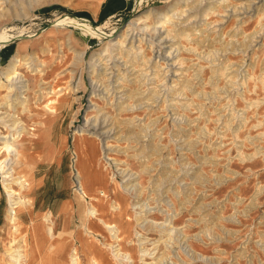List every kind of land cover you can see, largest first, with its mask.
I'll use <instances>...</instances> for the list:
<instances>
[{
	"label": "rangeland",
	"instance_id": "rangeland-1",
	"mask_svg": "<svg viewBox=\"0 0 264 264\" xmlns=\"http://www.w3.org/2000/svg\"><path fill=\"white\" fill-rule=\"evenodd\" d=\"M63 16L85 19L96 34L57 25ZM0 28L9 32L0 41V69L12 67L19 45L21 58L38 56L36 69L16 63L26 74L29 109L0 108L28 127L16 169L34 181L16 189L33 204L18 210L21 235L32 216L51 213L83 264L90 253L115 264L108 229L95 219L103 234L85 232L86 209L97 203L108 218L115 189L129 188L128 219L143 238L132 231L124 241L134 264H264V0H0ZM110 42L113 49L101 51ZM92 77L100 80L94 97ZM58 95L51 113L45 103ZM97 117L110 129L104 140L112 159L86 134L95 140L99 173L86 189L104 201H84L75 190L76 131ZM8 208L0 173L3 251L15 236ZM142 246L151 254L141 256Z\"/></svg>",
	"mask_w": 264,
	"mask_h": 264
},
{
	"label": "bare ground",
	"instance_id": "bare-ground-1",
	"mask_svg": "<svg viewBox=\"0 0 264 264\" xmlns=\"http://www.w3.org/2000/svg\"><path fill=\"white\" fill-rule=\"evenodd\" d=\"M45 1L47 0H43V2ZM29 2L30 1H28V3ZM139 19H141V17ZM56 20L58 21L57 25H64L67 23V24H72L79 29H82V34L87 36L88 38L96 34L94 30L88 28L85 19H78V18L75 19L70 16H63V17H59ZM163 20L160 23H164L165 21ZM137 27L138 26H135V21H132L131 23H129L127 28L129 30L134 31ZM185 31L186 29L179 33L183 35L186 33ZM125 33L122 34V36L124 35L123 39L122 40L119 39L120 44H123L128 38L127 33L126 34ZM133 34L134 33L131 34L130 38H133L134 40L136 36H133ZM167 34L171 36V31L168 30ZM188 34L190 33L188 32ZM8 36H9V32L5 29L3 30L2 28V32L0 33V41L3 42V40H5ZM114 45H116V43L114 42L107 43L105 44V47H103L101 51L111 50L113 49ZM131 48L134 49L133 46H131ZM138 49H136V51ZM22 50L23 47L19 45L17 47L16 54L14 57L16 60H13L15 61V63H13L12 67H10L12 61H10L9 64L3 66L2 69H0V89L6 90V92L2 95L3 97H1L3 99V102L0 103V108L5 107L4 105H7L8 107L17 109L16 105L21 104L24 109H29L27 107L28 97L24 95V92L26 90L25 89L22 90L23 87H26L28 85V83L26 82L27 80L26 74H24L18 69L20 65L18 64L16 65V63H20L25 60L24 63L26 65L30 64V66L33 67L34 61H36L34 60V58H37L38 56L35 55V53H32L31 57L29 56L28 58H26L28 54H24V56H22L23 58H21L20 55H22L21 52ZM97 54H100L99 57H101L100 51L97 52ZM33 69H36V66H34ZM92 79L96 81L95 84L96 86L94 87L92 94V96L94 97L100 94L97 88L98 86L97 83L100 80L94 79L93 77ZM49 92H54V90L51 88ZM58 99H59V95L55 98L50 99L47 103H45V107L49 112L57 113V110L54 107H52L50 103H54L58 101ZM5 113L6 111L3 110L0 111V122L8 127V133L5 134L3 130L0 128V173L3 175L4 187L9 194V208H8L6 220L7 223L10 224V226L13 228V233L15 236H13L11 240H9L8 244L4 248V251L0 250V264H83L81 255L79 254V250L77 247H72L69 250L66 249L67 248V245L65 243L66 240L65 237H62L63 232H60V234L56 232L55 222L52 218L51 213H46L42 215L41 219L38 217L37 214L32 216L31 221L29 223L30 224L29 233L21 235L22 234L21 225L23 224V222H21L19 219L18 210L21 207L30 208L33 204L30 198H26L22 196L21 192L16 189V186H18L20 190L29 189L34 181V179L29 174H28L29 176L27 174H18L16 169L17 165H19L22 159H24L25 157L23 151L18 148L19 145L18 141L19 139L21 140L20 137L23 133H28V127L21 125L22 124V121L20 120L21 118L16 119L17 118L16 114H12L8 112L7 115H5ZM8 116L10 117L7 119ZM7 121H9L10 123ZM36 123H38V127H42L44 131L47 130V126L43 120H38ZM86 123H88L86 126L85 125L80 126L79 129L76 131L77 133H80L81 137L76 136V139L78 140V145L76 143L78 149H76L77 151L75 155L77 160L78 187L75 190L77 191V193L80 194L81 200L104 201V199H100V197L98 196L89 194L86 189L87 185H89L91 181L95 182L99 179V173L95 170V165H94L98 159L97 158L98 151L96 148V143L95 140L89 139L86 136V134L98 137L101 143L100 144L101 151L102 153H104L103 157H105L106 159H112L110 156H108L109 155L108 146L110 144H108V141L104 140L105 133L110 129H104L106 126L101 125L100 118L98 117L94 121H91V118H87ZM88 126L91 127L88 128ZM39 136L40 135L38 134V137ZM122 175H125V173L123 172ZM128 175L131 176L132 174L130 173ZM127 178L128 177H126L125 179ZM125 181L127 182V180ZM126 184L127 183L124 184L125 186L124 185L121 186L125 187L126 189ZM74 186L76 187V185ZM132 188L133 187H131V189ZM128 190L115 189L114 191L115 197L109 201L110 214L108 218L105 217L104 211H102V209L98 206L99 204L97 203L91 201L90 205L86 209L87 222L86 224H84L85 232L90 235H93L96 238H98V235L103 234L102 231H99L98 229L95 228L96 226L95 221H93L95 219L97 222L101 223V225L106 227V229H108L109 236L112 239L110 243H108V245H110L111 247L110 249H111L112 257L113 259H115L114 261L115 264H134V258L132 253L129 250L124 249L123 247L124 241L128 237L129 233H131L132 231H134V234L137 235V238L140 235V233H142V231L140 232L137 226H133L132 222L129 221L130 215H129L128 207L130 205L129 203L130 195L128 193ZM98 192L102 193L103 196H105L106 198L110 196L109 193L106 192L104 189H99ZM134 200L136 201V199ZM135 203H137V201ZM135 203L133 201V205ZM133 207H135V205ZM136 214L138 215V212ZM139 219L140 218H138L137 220ZM146 219L149 218L148 217L144 218V221H146ZM150 224L155 225L156 227L164 226V224H162V226H159L157 225L158 223L155 222H151ZM140 225H142V222ZM97 226H100V224H97ZM164 230L166 229L164 228ZM141 239L143 238H138V240ZM143 243L144 242H141V244ZM140 252L142 253L141 256L148 255V253L151 254L149 248H147L146 246L145 247L142 246V248H140ZM87 261L88 264L107 263V261L102 259L100 260L97 257V255H94L92 253H90V255L88 256ZM111 264H113V262H111Z\"/></svg>",
	"mask_w": 264,
	"mask_h": 264
}]
</instances>
